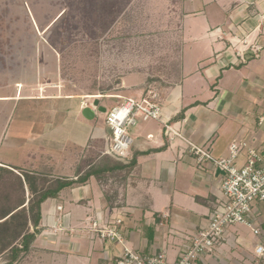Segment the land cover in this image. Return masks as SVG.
<instances>
[{"label": "crops", "instance_id": "0c3cea01", "mask_svg": "<svg viewBox=\"0 0 264 264\" xmlns=\"http://www.w3.org/2000/svg\"><path fill=\"white\" fill-rule=\"evenodd\" d=\"M177 4L182 16L179 83L163 97L154 89L136 88L131 94L138 99L158 97L162 116L139 118L130 128L129 159L107 153L111 161L135 160L134 165L99 171L85 182H76L101 164V157L85 160L88 157L81 150L87 147L91 152L102 145L108 151L112 138L104 111L100 109L101 119L95 109L86 111L78 103L73 111L67 105L58 111L56 123L50 121L56 126L55 137L40 141L43 148L56 152H43L36 159L25 155L13 164L19 168L40 164L41 171H32L74 180L43 203L41 233L20 262L112 264L123 245L101 238L91 224L97 220L104 225L116 217L124 218L122 232L129 246L147 256L165 253L170 263L175 262L182 245L207 226L212 211L224 204V171L212 161L200 167L188 143L167 132L165 121L216 157L228 155L234 140L249 141L263 150L264 0H180ZM252 45L261 49L254 52ZM53 98L72 99H45ZM250 218L264 233V202H255ZM260 240L250 225L233 226L227 239L198 264H264L256 254Z\"/></svg>", "mask_w": 264, "mask_h": 264}, {"label": "rangeland", "instance_id": "374dc122", "mask_svg": "<svg viewBox=\"0 0 264 264\" xmlns=\"http://www.w3.org/2000/svg\"><path fill=\"white\" fill-rule=\"evenodd\" d=\"M178 1L0 0V164L56 152L40 141L55 137L50 121L56 123L66 105L68 111L76 103L95 109L101 119L103 110L107 123L109 111L136 88L163 97L176 86L182 70ZM53 96L72 99H45ZM85 149V160H107L102 145ZM33 165L13 169H43Z\"/></svg>", "mask_w": 264, "mask_h": 264}, {"label": "built area", "instance_id": "2783aa9c", "mask_svg": "<svg viewBox=\"0 0 264 264\" xmlns=\"http://www.w3.org/2000/svg\"><path fill=\"white\" fill-rule=\"evenodd\" d=\"M250 48L254 52L261 49L254 45ZM156 97H122L124 101L109 111L107 124L112 130V140L107 153L124 161L130 158L133 145L130 128L138 123L139 118L160 119L162 116V107ZM263 122L264 115L260 118V123ZM165 128L188 143L187 149L195 155L200 167L212 161L224 171L222 191L225 202L212 211L208 225L191 237L190 242L182 245L173 263L169 262L165 253L147 256L129 246L122 232L125 227L123 217H116L104 225L94 220L91 229L98 236L123 245L122 253L112 264H198L204 255L227 239L229 228L239 224L250 225L254 234L260 236L256 254L264 260V233L251 223L250 218L255 202H264V146L261 150L249 141L234 140L229 146L228 155L216 157L207 147L184 137L169 121H165ZM242 158L245 159L243 163L240 162Z\"/></svg>", "mask_w": 264, "mask_h": 264}, {"label": "trees", "instance_id": "16d2710c", "mask_svg": "<svg viewBox=\"0 0 264 264\" xmlns=\"http://www.w3.org/2000/svg\"><path fill=\"white\" fill-rule=\"evenodd\" d=\"M120 160H109L98 166H92L76 182H85L99 171L122 170L134 165ZM12 165L0 164V257L3 264H14L22 253L31 250L33 242L41 233L42 205L57 197L62 189L74 183V180L48 179V175L30 170L16 173Z\"/></svg>", "mask_w": 264, "mask_h": 264}, {"label": "bare ground", "instance_id": "6f19581e", "mask_svg": "<svg viewBox=\"0 0 264 264\" xmlns=\"http://www.w3.org/2000/svg\"><path fill=\"white\" fill-rule=\"evenodd\" d=\"M19 86H21L20 84H18ZM1 99H11L10 97H4V98H1Z\"/></svg>", "mask_w": 264, "mask_h": 264}]
</instances>
